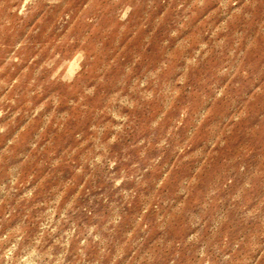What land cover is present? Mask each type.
<instances>
[{
    "label": "clouds",
    "instance_id": "clouds-1",
    "mask_svg": "<svg viewBox=\"0 0 264 264\" xmlns=\"http://www.w3.org/2000/svg\"><path fill=\"white\" fill-rule=\"evenodd\" d=\"M0 264H264V0H0Z\"/></svg>",
    "mask_w": 264,
    "mask_h": 264
}]
</instances>
